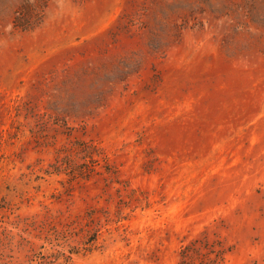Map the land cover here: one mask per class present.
Masks as SVG:
<instances>
[{
    "label": "rangeland",
    "instance_id": "obj_1",
    "mask_svg": "<svg viewBox=\"0 0 264 264\" xmlns=\"http://www.w3.org/2000/svg\"><path fill=\"white\" fill-rule=\"evenodd\" d=\"M0 264H264V0H0Z\"/></svg>",
    "mask_w": 264,
    "mask_h": 264
}]
</instances>
